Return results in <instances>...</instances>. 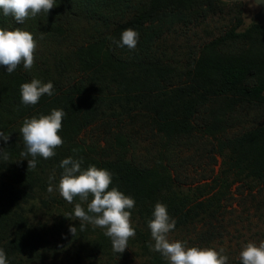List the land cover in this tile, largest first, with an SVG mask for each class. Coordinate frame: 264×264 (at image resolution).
I'll return each instance as SVG.
<instances>
[{
	"label": "trees",
	"instance_id": "obj_1",
	"mask_svg": "<svg viewBox=\"0 0 264 264\" xmlns=\"http://www.w3.org/2000/svg\"><path fill=\"white\" fill-rule=\"evenodd\" d=\"M243 13L242 2L221 0H56L17 24L0 10V28L37 41L30 70L21 64L9 74L0 65V132L9 136L0 140V249L8 264L134 259V248L114 252L92 225L81 230L74 207L87 204L55 190L68 157L110 171V189L135 200L137 240L163 264L149 248L157 202L176 221L170 238L222 247L228 264H242L249 241H264V26L242 31ZM129 27L140 34L132 50L113 43ZM34 78L51 82L53 95L26 106L20 85ZM52 109L66 114L64 143L28 169L19 130ZM254 223L245 229L257 239L229 251V238L241 240Z\"/></svg>",
	"mask_w": 264,
	"mask_h": 264
},
{
	"label": "clouds",
	"instance_id": "obj_2",
	"mask_svg": "<svg viewBox=\"0 0 264 264\" xmlns=\"http://www.w3.org/2000/svg\"><path fill=\"white\" fill-rule=\"evenodd\" d=\"M55 5L56 0H0L3 15L12 16L17 24H22L29 16L34 17L41 11L48 13ZM139 35L138 31L129 27L122 31L120 40L113 39V43L132 50L137 46ZM36 49L37 41L31 32L21 28H0V65L5 66L9 74L21 64L24 69L30 70L34 66ZM53 87L51 82L43 83L35 78L23 83L20 85L21 102L26 106H34L45 94L53 95ZM65 115L62 109H52L50 114L33 116L23 121L19 131L26 150L21 155L28 160V169L36 167V157L50 159L56 155L55 150L63 145L59 133ZM8 139L9 136L0 132V140L7 142ZM59 167L63 171L55 190L70 204L77 197L87 204V210L81 203H76L74 207L73 215L80 221L81 230L85 224L104 229L113 251L123 253L128 248L129 239L136 235L130 211L135 207V200L116 187L110 189L112 174L107 169L94 165L82 169L81 161L72 157L63 159ZM52 179L54 177H50V181ZM48 191H54L51 183ZM147 226L154 241L149 244L150 250L160 253L168 264H228V256L222 247H188L185 242L170 240L169 233L175 229L176 221L170 217L163 203L155 204ZM74 229L70 228L73 235ZM239 259L242 264H264V241L258 244L249 241L239 252ZM0 264H8L2 249Z\"/></svg>",
	"mask_w": 264,
	"mask_h": 264
},
{
	"label": "rangeland",
	"instance_id": "obj_3",
	"mask_svg": "<svg viewBox=\"0 0 264 264\" xmlns=\"http://www.w3.org/2000/svg\"><path fill=\"white\" fill-rule=\"evenodd\" d=\"M243 19H244V27L242 28L243 30H246L247 28H249L251 25H253L254 23L258 22L256 19V16L260 13V8L252 1H243ZM85 137V135L83 136V138ZM88 141H90V138H87ZM92 142V141H90ZM222 162V159H221ZM219 168V167H218ZM186 194H188V192H185ZM32 218V217H31ZM132 221V226L135 228V232L136 230L139 228V225L137 224V222L133 219H131ZM254 226H259V224L254 223V224H245V227L241 228L243 229V235L245 236L244 238H241V240L238 241V237H240V234L236 233L231 236L227 242V248L229 251H237L241 245H243V242H245L246 240H250L251 237L254 236L255 240L257 239V236H255V233H253L254 235H249L248 231L245 228H249V227H254ZM97 233V238L98 240L101 239V237L104 235V229L101 228H95ZM175 237H172L169 239L170 240H174ZM237 239V240H236ZM138 241V243H137ZM135 246V247H134ZM143 244H141L139 242V240H137V236L135 235V237L130 238L128 241V245L127 247L129 248H134V259L133 260H129L127 262H123L120 264H163L161 261H157L154 258H150V256L147 254L146 252L143 250ZM51 264H60V262L58 263H51ZM63 264H92L90 262L87 263H82L81 261H79V263H68L65 262ZM93 264H99V263H93Z\"/></svg>",
	"mask_w": 264,
	"mask_h": 264
},
{
	"label": "water",
	"instance_id": "obj_4",
	"mask_svg": "<svg viewBox=\"0 0 264 264\" xmlns=\"http://www.w3.org/2000/svg\"><path fill=\"white\" fill-rule=\"evenodd\" d=\"M221 1L226 3H236L243 1L254 2L260 8V13L256 16V19L262 26H264V0H221Z\"/></svg>",
	"mask_w": 264,
	"mask_h": 264
}]
</instances>
